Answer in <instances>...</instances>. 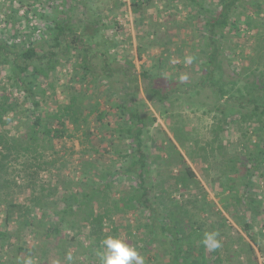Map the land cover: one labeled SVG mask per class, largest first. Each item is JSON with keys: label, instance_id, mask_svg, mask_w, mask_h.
Wrapping results in <instances>:
<instances>
[{"label": "rangeland", "instance_id": "rangeland-1", "mask_svg": "<svg viewBox=\"0 0 264 264\" xmlns=\"http://www.w3.org/2000/svg\"><path fill=\"white\" fill-rule=\"evenodd\" d=\"M198 1L200 4L195 6L189 0H0V36L8 37L6 40L14 49L30 45L41 53L51 47L55 49L54 25L68 14L69 22L89 48L90 69L99 74L96 80L90 74L84 76L86 51L79 47L69 57L62 56L46 82L37 80L39 84L34 89L47 91L42 100L43 115L80 92L86 95V104L93 111L89 116L94 129L91 143L84 146L77 136L53 140V146L44 154L46 159L58 162L40 170L37 187L43 186L47 194L48 187L57 182L61 192L67 193L63 181L70 180L71 187L89 190L111 176L114 178L109 196L119 198L133 191L136 180L133 173L122 174L126 164L121 155L127 152L126 142L117 140L108 144L103 138L110 126L120 127L128 119L125 115L121 119L122 110L116 107L127 86V77L120 71L125 69L137 75L138 99L144 103L146 113L157 117L145 134L147 146L151 154L164 156L154 159V175L168 178L165 186L169 193L188 211L184 235L197 228L200 255L204 233L213 230L220 233L222 246L214 251L205 248L207 260L201 264H264V158L247 185L249 157L264 144L263 108H254L255 100L264 107V0L240 2L241 6L234 11L236 20L220 32L224 46L214 78L206 84L202 82L203 86L195 84L206 70V16L216 15L222 0ZM104 60L113 69L109 77L103 74ZM10 65V60L0 59V97L11 88V82L7 81ZM257 79L263 85L258 89ZM150 83L175 93L160 101L152 95ZM16 93L23 101L24 92ZM24 101V106L30 107V100ZM17 108L4 118L10 119L2 128L8 136L26 135L25 117L21 119ZM105 108L108 109L105 121L111 125L102 127L96 117ZM109 137L107 133L106 138ZM178 151L195 177L187 176L185 166L179 164ZM25 158L8 173L21 183L14 189L13 198L23 202L30 195V189L23 188L28 177L20 163ZM35 167L31 165L28 169L32 173ZM81 173L86 175L82 178L83 185L79 183ZM185 179L186 184L176 183ZM158 180L163 187V178ZM12 194L13 191L6 196L1 191L0 197L6 200ZM109 196L106 205L112 207L113 198ZM30 213L42 217L39 209H30ZM49 213L54 214L51 209ZM5 215L6 207L0 205V229L19 235L18 242L27 249L19 252L5 245L1 248L0 264H20L29 256L34 264H88L90 256L99 257L102 252L99 249L90 256L84 253L85 247L93 243L85 230L78 232L66 224L59 234L47 236L50 219H36L35 226L23 227L14 220L7 225ZM148 215L143 209L112 212V220L105 222L104 230L108 236L118 235L140 249L145 264H167L162 244L146 248L142 243L141 227ZM14 239L16 236L11 241ZM69 254L71 261L67 259Z\"/></svg>", "mask_w": 264, "mask_h": 264}, {"label": "trees", "instance_id": "trees-1", "mask_svg": "<svg viewBox=\"0 0 264 264\" xmlns=\"http://www.w3.org/2000/svg\"><path fill=\"white\" fill-rule=\"evenodd\" d=\"M189 1L195 6L200 4L198 0ZM242 1L248 3L247 1L249 0H222V6L217 14L206 16L208 29V33L205 35L207 58L204 66L206 70L203 78L195 86H203L214 78L218 58L224 46L221 39L222 33L220 32L228 28L230 22L236 20L234 11L241 6L240 2ZM135 11H137L136 8ZM69 21L70 16L67 14L63 21L54 25L53 46L55 49L52 47L48 48L45 53H41L36 46L31 45L14 49L13 45L6 40L8 37L0 36V59L4 61L10 60L11 64L10 73L7 77V81L11 82V88L7 91V94H3L0 97V192L2 191L4 195L8 196L13 191V194L6 200H2L0 197V205L6 207L5 223L8 225L14 220L17 226H35L36 219L44 220L48 218L51 224L47 228V236L54 232L59 234L61 232L60 229L65 227L66 224L67 227L73 230L77 229L78 232L85 230L87 232L86 237L93 240V243L85 247L84 251L90 256L93 251H98L99 249L103 251L101 241L108 236V233L104 230V224L107 220H112V212H130L143 209L148 211L149 214L141 227L144 230L141 240L146 248H154L157 243L162 244L163 251H165L168 258L167 264H201L202 261L205 262L207 259L205 247L202 243V248L199 244L200 255L202 256L199 259L200 252L198 251L197 243L200 232L197 228L194 227L189 234L184 235L185 226L189 223L188 211L176 199L174 201V197L169 193L167 185L165 186L168 178H164L162 175H154V168L152 167L154 159L163 158L164 156L151 154L145 134L148 132L149 127L155 123L157 117L153 114L148 115L144 109V103L138 99L140 86L135 73L120 68L123 75L127 77V86L123 96L120 98V102L116 103V107L122 110L121 115L123 116H121V119L124 115L128 119L120 127L110 126L103 135L105 136L103 138L107 139L108 144L117 142V140L126 142L124 149L127 148V152L121 155L126 164L122 167L124 170H122V174L133 173L136 178L132 185L133 191L119 198L109 196L108 189L111 188V182L114 178L111 176L104 180L105 182L102 181V183L93 186L89 190L71 187L72 183L70 180L63 181V184H65L63 189L67 190V193H64L66 191L61 192L62 190L57 182L48 187L49 192L47 194L44 193L45 188H42L43 186L38 189L36 178L40 170L58 162V159H46V154H44L53 146L54 139L66 137L74 139L77 136L81 146H84L91 143L94 135L89 116V113L93 111L86 104L85 94L75 92L69 102L59 104L56 109L51 112L46 111L47 113L43 115L41 110L42 100L47 91L45 88H42V91L34 89L36 84H39L37 80L41 79L45 82L48 80L52 71L57 69L62 56L69 57L71 51L79 47L86 51L83 54L84 76L90 74L91 76L89 75V77L93 80L99 78V74L93 72L88 65L90 58L89 48L85 46L83 37L76 33V28ZM63 42L65 43L63 44ZM58 48L63 49L58 50ZM102 70L107 77L113 74L111 64L107 60L102 63ZM143 75L147 76L148 73H143ZM256 86L257 89L263 87L260 79H257ZM149 88L152 95L160 101L170 99L175 93V90L165 91L161 87L152 86L151 83ZM18 91L24 92V100H30V107H25L26 101H20L16 97L15 94ZM221 95L224 96L225 92H221ZM37 96H40V99H37ZM255 102L254 108H263L261 113L264 114V107H260L262 105L257 100ZM20 105H23L21 109L17 108ZM16 108L20 109L19 115L21 119L25 117L24 123L26 126L24 129L26 135L24 136H8L2 129L5 128V123L10 120L9 117L4 119L7 113L13 111L14 114ZM107 115V108L99 111L96 117L98 125L105 127L110 124L105 121ZM107 133L110 134L109 138H106ZM113 145H109L110 148ZM115 146L117 145L115 144ZM178 154L180 158L179 164L185 166L187 176L195 177V172L187 164L183 154H180L179 151ZM167 157H165V160H167ZM22 158H25L20 163L23 166L22 171L27 170L25 177H28L26 184H23V188L30 189L28 201L25 202L13 198L14 189L19 187L21 183L17 181V178H11L8 175L9 170L13 168L15 163H19ZM263 158L264 144L258 149L256 154L251 153L249 157L250 166L248 167L247 185L250 184V180L256 175ZM31 165L36 166L32 173L28 169ZM59 168L61 170V167ZM158 177L163 178V187L160 186L161 182ZM82 178H86L83 173H81L79 178V183L83 185L85 183ZM181 182L186 184L187 179L184 181L176 180L178 185ZM56 195H58V198L54 199ZM107 195L113 198L112 207L106 205ZM237 200L238 203L241 202L240 198H237ZM94 201H96L97 205ZM30 209L41 210L42 217H38L36 214L31 215ZM50 209L53 211V215L51 213L48 214ZM247 227L249 228L248 225ZM114 230L118 231V228ZM194 233L196 235L193 237ZM15 236L17 239L11 241V238ZM18 239L19 235L14 232L10 233L6 229H0V253L1 248L5 245L13 246L19 252L26 250L27 248L24 245H20ZM138 251L140 252L141 250L139 249ZM26 258H23L20 264H23ZM88 264H101L100 256H90Z\"/></svg>", "mask_w": 264, "mask_h": 264}, {"label": "clouds", "instance_id": "clouds-1", "mask_svg": "<svg viewBox=\"0 0 264 264\" xmlns=\"http://www.w3.org/2000/svg\"><path fill=\"white\" fill-rule=\"evenodd\" d=\"M191 62V58H188ZM103 251L100 253L101 264H145L144 257L138 249L127 240L118 235H109L101 241ZM202 244L209 251L220 248L221 239L219 231L213 230L205 232L202 238ZM69 261L72 256H67ZM23 264H34L33 258L29 256L23 261Z\"/></svg>", "mask_w": 264, "mask_h": 264}]
</instances>
